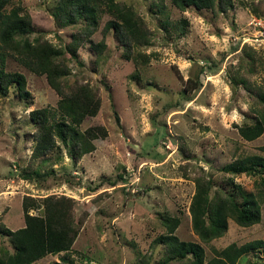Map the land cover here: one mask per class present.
<instances>
[{
    "label": "rangeland",
    "instance_id": "rangeland-1",
    "mask_svg": "<svg viewBox=\"0 0 264 264\" xmlns=\"http://www.w3.org/2000/svg\"><path fill=\"white\" fill-rule=\"evenodd\" d=\"M116 1L137 11L150 30V43L125 58L123 44L105 29L113 17L102 14L96 33L70 61L67 80L86 81L99 89L100 111L86 118L81 129L104 126L108 136L97 139L96 149L78 162L57 143L54 153L60 159L43 182L21 178L30 170L35 144L30 113L44 107L56 111L60 97L45 75L34 73L14 55L8 57L6 70L26 76L30 95L23 99L12 88L0 102V244L9 247L3 227L25 226V196L50 195L73 198L77 218L85 213L86 219L70 252L34 264H141L142 257L155 264L162 248L153 241L165 232L162 214L178 216L175 234L200 243L207 259L232 243L264 240V194L258 195L260 223L243 227L230 219L226 234L209 243L194 231L190 213L196 177L220 185L226 182L221 171L225 164L250 155L264 157V134L247 141L238 132L254 114L244 88L231 86L240 64L249 62V48L264 59V44L255 42L259 31L252 25L253 9L263 13L264 0H235V8L220 15L194 7L182 11L172 0ZM18 6L31 16L32 37L43 35L56 46L68 43L84 25L81 19L60 22L58 0H13L8 9ZM183 19L188 21L185 34L177 28ZM99 44L98 58L94 46ZM263 78L264 68L258 66L253 79ZM257 179L242 174L236 182L257 193ZM238 264H264V253L251 252Z\"/></svg>",
    "mask_w": 264,
    "mask_h": 264
},
{
    "label": "trees",
    "instance_id": "trees-1",
    "mask_svg": "<svg viewBox=\"0 0 264 264\" xmlns=\"http://www.w3.org/2000/svg\"><path fill=\"white\" fill-rule=\"evenodd\" d=\"M13 0H0V102L15 88L21 98H29L27 78L21 72H8L7 60L14 55L18 61L38 75H45L48 84L59 95L57 110L49 107L32 110L30 119L35 125L34 149L30 170H24L21 178L43 182L54 174L53 165L60 159L55 152L57 143L69 157L78 162L84 155L96 149L95 141L108 136L104 126L81 125L86 118L96 116L101 107L98 88L86 81L68 82L72 72L70 61L77 59L78 50L96 33L103 13L113 19L105 29L113 32L124 46V56L131 59L137 47L150 43V30L135 9L116 0H58L56 16L62 23L84 20V25L71 35L70 41L56 46L45 36L32 37L35 33L31 16L18 6L8 9ZM175 7L186 11L190 7L201 11L210 9L216 15L235 8V0H172ZM256 16L264 18V12L253 9ZM187 19L177 28L185 34ZM96 56H101L100 44L94 46ZM247 65L240 64L232 77L231 86H242L252 102L254 116L250 122L238 126V132L247 141L264 134V78L253 79L258 66L264 68V59L254 49L246 51ZM141 55V53H140ZM255 62L258 65L255 66ZM197 83V82H196ZM199 84V83H198ZM198 88V86H197ZM264 151V146L261 147ZM60 152V151H58ZM50 168L48 171L43 169ZM221 171L226 182L217 184L211 178L196 177V190L190 205L193 229L199 238L209 243L226 234L229 220L243 227L253 226L262 220V207L258 195L264 194V157L250 155L225 164ZM242 174L258 176V192H247L236 182ZM43 214H31L41 209ZM75 200L65 195H50L42 199L25 196L23 212L25 226L17 230L2 228L9 247L0 244V264H34L48 255L70 252L80 234L86 214L77 218ZM164 233L157 236L153 246L161 245V257L155 264H238L251 252L264 253V240L255 239L238 245L232 243L216 249L215 256L207 259L205 248L197 242L181 240L176 234L181 220L178 216L162 214L159 218ZM72 263V261L64 262ZM63 264V263H56ZM141 264H148L145 257Z\"/></svg>",
    "mask_w": 264,
    "mask_h": 264
},
{
    "label": "built area",
    "instance_id": "built-area-1",
    "mask_svg": "<svg viewBox=\"0 0 264 264\" xmlns=\"http://www.w3.org/2000/svg\"><path fill=\"white\" fill-rule=\"evenodd\" d=\"M252 25L259 31V35L256 37L255 42L264 44V18L259 16L254 17Z\"/></svg>",
    "mask_w": 264,
    "mask_h": 264
}]
</instances>
